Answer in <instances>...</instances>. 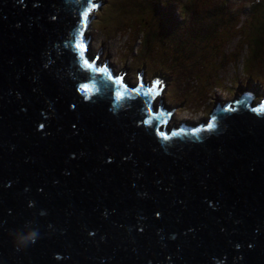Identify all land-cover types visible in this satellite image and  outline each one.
Wrapping results in <instances>:
<instances>
[{"label": "water", "instance_id": "1", "mask_svg": "<svg viewBox=\"0 0 264 264\" xmlns=\"http://www.w3.org/2000/svg\"><path fill=\"white\" fill-rule=\"evenodd\" d=\"M101 4L0 0V264H264V89L166 130L91 56Z\"/></svg>", "mask_w": 264, "mask_h": 264}, {"label": "rangeland", "instance_id": "2", "mask_svg": "<svg viewBox=\"0 0 264 264\" xmlns=\"http://www.w3.org/2000/svg\"><path fill=\"white\" fill-rule=\"evenodd\" d=\"M163 1L165 19L180 23L184 5L186 21L200 15L204 39L186 48L167 39L152 9ZM89 52L128 81H162L168 130L177 122L205 123L214 95L233 100L240 90L264 89V0H102Z\"/></svg>", "mask_w": 264, "mask_h": 264}, {"label": "trees", "instance_id": "3", "mask_svg": "<svg viewBox=\"0 0 264 264\" xmlns=\"http://www.w3.org/2000/svg\"><path fill=\"white\" fill-rule=\"evenodd\" d=\"M162 5H159L158 7H153V11L157 19L159 20L161 27L166 30V37L169 39V35H172L174 39H177L178 42L183 46V48H186L187 44H191V42L195 41H202L204 39L202 32L206 29L205 26H198V23H203V18L196 15L195 12H192L191 16H186L189 14V6H185L183 8V15L179 14L180 17V23L178 21L172 20L171 15L169 14V20L165 19L164 12H166V8H163V2H161ZM190 5V4H189ZM191 6V5H190ZM170 7V5H169ZM214 17L213 19H215ZM221 21L226 20L228 16L222 17Z\"/></svg>", "mask_w": 264, "mask_h": 264}, {"label": "snow or ice", "instance_id": "4", "mask_svg": "<svg viewBox=\"0 0 264 264\" xmlns=\"http://www.w3.org/2000/svg\"><path fill=\"white\" fill-rule=\"evenodd\" d=\"M84 18H85V23L87 22V13H85L84 14ZM78 47H80V49H81V51H84V45L83 44H79L78 45ZM88 61H87V58L85 59V63H87ZM160 84V81H156V85H159ZM154 87H155V85H154ZM86 91L88 90V89H85ZM258 111H264V108H262V109H259ZM208 127H209V129H212L213 127H214V125L213 124H209L208 125Z\"/></svg>", "mask_w": 264, "mask_h": 264}, {"label": "clouds", "instance_id": "5", "mask_svg": "<svg viewBox=\"0 0 264 264\" xmlns=\"http://www.w3.org/2000/svg\"><path fill=\"white\" fill-rule=\"evenodd\" d=\"M36 235H37V234H36L35 232H32V233H30V234L28 235V237H26V238H24L23 240H21V242H25V241H27L28 239H32L33 242H34V239H35Z\"/></svg>", "mask_w": 264, "mask_h": 264}, {"label": "bare ground", "instance_id": "6", "mask_svg": "<svg viewBox=\"0 0 264 264\" xmlns=\"http://www.w3.org/2000/svg\"><path fill=\"white\" fill-rule=\"evenodd\" d=\"M168 114L172 117V115H171L172 113H171V112L168 111ZM185 123H187V124H191V123H189V122H185ZM171 124H172V123H170V124H168V125L170 126ZM172 125H173V124H172ZM191 125H198V123H197V124L194 123V124H191ZM172 128H173V127L171 126V129H170V130H172ZM167 130H168V129H167ZM168 131H169V130H168Z\"/></svg>", "mask_w": 264, "mask_h": 264}]
</instances>
